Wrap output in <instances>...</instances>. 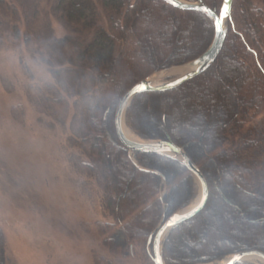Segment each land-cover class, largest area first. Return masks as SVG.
Here are the masks:
<instances>
[{
    "label": "trees",
    "instance_id": "trees-1",
    "mask_svg": "<svg viewBox=\"0 0 264 264\" xmlns=\"http://www.w3.org/2000/svg\"><path fill=\"white\" fill-rule=\"evenodd\" d=\"M201 1L218 13L225 2ZM101 3L108 29L99 27L91 44L99 94L89 109L90 136L83 139L89 161L78 166L100 184L114 219L107 225L118 227L104 240L110 253L129 256L130 248L139 246L155 264L149 238L163 217L190 203L196 181L176 157L131 153L116 133L115 112L137 82L202 55L215 27L206 12L166 0ZM88 12L95 14L91 0H71L65 11L84 24ZM127 122L145 139L184 146L208 184L205 207L167 234L166 264H215L235 252H264V193L253 161L264 154V0H232L216 61L174 89L137 94ZM0 264H7L1 226ZM95 264L112 263L96 257Z\"/></svg>",
    "mask_w": 264,
    "mask_h": 264
},
{
    "label": "rangeland",
    "instance_id": "rangeland-1",
    "mask_svg": "<svg viewBox=\"0 0 264 264\" xmlns=\"http://www.w3.org/2000/svg\"><path fill=\"white\" fill-rule=\"evenodd\" d=\"M70 1L0 0V226L7 264H95L96 257L152 264L139 246L129 256L110 253L104 240L118 227L107 225L114 219L100 184L78 166L89 161L83 139L99 94L91 44L97 29L108 27L101 0H91L95 14L88 12L86 24L66 16ZM165 73L161 83L179 76ZM253 161L264 193V154Z\"/></svg>",
    "mask_w": 264,
    "mask_h": 264
},
{
    "label": "water",
    "instance_id": "water-1",
    "mask_svg": "<svg viewBox=\"0 0 264 264\" xmlns=\"http://www.w3.org/2000/svg\"><path fill=\"white\" fill-rule=\"evenodd\" d=\"M166 1L182 9H195L206 12L213 20L215 31L210 46L202 55L184 65L176 66L187 67L188 70L185 73L180 74L178 77L160 84L153 83V75L137 82L123 95L115 112L116 133L120 141L131 152L137 153L139 151H143L164 153L180 159L193 175L199 187L200 197L198 203L195 206H187L182 210L175 212L166 220L163 217L158 228L151 234L148 245L149 247L152 245L153 251L151 255L155 264H166L163 254V244L167 234L174 226L193 217L205 207L209 197V188L205 176L203 175L198 165L188 156L184 146L177 145L169 139H143L142 141H138L128 137L124 130L127 110L131 101L137 94L146 91H165L174 89L185 81L190 80L207 70L216 61L223 48L224 41L227 35L226 20L231 14L232 7V0H225L221 11L218 13L201 0L198 2H189L183 0ZM225 8H227L226 14L224 12ZM166 71H168V69L161 70L160 73L164 74ZM252 258H259L264 261V252L260 250H246L235 252L226 257V259L224 260V264H236L238 262L247 261Z\"/></svg>",
    "mask_w": 264,
    "mask_h": 264
},
{
    "label": "bare ground",
    "instance_id": "bare-ground-1",
    "mask_svg": "<svg viewBox=\"0 0 264 264\" xmlns=\"http://www.w3.org/2000/svg\"><path fill=\"white\" fill-rule=\"evenodd\" d=\"M188 70L187 67H174V68H171L168 72H166L165 74H169V75H180V74H183L185 73L186 71ZM164 74L158 72L156 74H154L152 76V81L154 84H160L161 83V78ZM124 130L126 132V134L128 135V137H130L131 139H134V140H138V141H142L143 138H141L139 135H137L132 129L131 127L129 126V124L127 122H125V125H124ZM199 197L200 195L198 194L197 197L195 198V200L193 202H191V205L189 207H193L195 206L198 201H199ZM253 259H256V260H261L259 258H253ZM263 261V260H262ZM264 262V261H263ZM221 264H224V261H222Z\"/></svg>",
    "mask_w": 264,
    "mask_h": 264
},
{
    "label": "snow or ice",
    "instance_id": "snow-or-ice-1",
    "mask_svg": "<svg viewBox=\"0 0 264 264\" xmlns=\"http://www.w3.org/2000/svg\"><path fill=\"white\" fill-rule=\"evenodd\" d=\"M225 14L227 13V8L224 9Z\"/></svg>",
    "mask_w": 264,
    "mask_h": 264
}]
</instances>
